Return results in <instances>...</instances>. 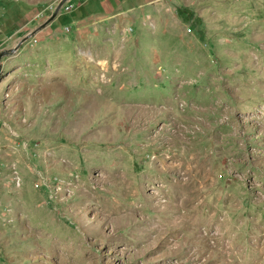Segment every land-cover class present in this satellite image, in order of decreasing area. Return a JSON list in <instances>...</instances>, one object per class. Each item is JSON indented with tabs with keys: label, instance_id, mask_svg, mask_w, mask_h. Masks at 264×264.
<instances>
[{
	"label": "rangeland",
	"instance_id": "obj_1",
	"mask_svg": "<svg viewBox=\"0 0 264 264\" xmlns=\"http://www.w3.org/2000/svg\"><path fill=\"white\" fill-rule=\"evenodd\" d=\"M59 2L0 0V53ZM57 17L0 61V264H264V0Z\"/></svg>",
	"mask_w": 264,
	"mask_h": 264
},
{
	"label": "water",
	"instance_id": "obj_2",
	"mask_svg": "<svg viewBox=\"0 0 264 264\" xmlns=\"http://www.w3.org/2000/svg\"><path fill=\"white\" fill-rule=\"evenodd\" d=\"M67 1H68V0H60V2L58 3V5H57L55 11H54L53 14L50 16V18H49V19H48V20H47L42 26H40L38 29H35L32 33L23 36V37L19 40V42H18V44L15 46V48H13L12 50L7 51V52L0 53V61H1L2 58L6 57V56L13 55V54L18 50V48L20 47V45H21L23 42L27 41L30 37H32V36H33V35H34L39 29H41V28H43L44 26H46V25H48L49 23H51V22L56 18V15L58 14L60 8H61L64 4H66ZM0 66H1V62H0ZM0 71H1V69H0Z\"/></svg>",
	"mask_w": 264,
	"mask_h": 264
},
{
	"label": "crops",
	"instance_id": "obj_3",
	"mask_svg": "<svg viewBox=\"0 0 264 264\" xmlns=\"http://www.w3.org/2000/svg\"><path fill=\"white\" fill-rule=\"evenodd\" d=\"M26 9V10H25ZM116 9H117V7H116ZM122 9V8H121ZM23 10H25L20 16H19V18H18V20H16V22H15V27H16V29H14V33H17L18 31H20L21 29H24V26H25V24H26V19H31V17H34V15H32L31 13H32V9H30V8H24ZM58 15V14H57ZM57 15H56V18L51 22V23H49L50 24V26H51V24H54L55 22H56V20L58 19V17H57ZM24 16H26V17H28V18H26L25 20H23V17ZM22 20V21H21ZM76 19H72V21H75ZM68 23H71V22H67V24ZM47 26V25H46ZM49 26V25H48ZM45 27V26H44ZM42 29V28H41ZM0 34H2L3 35V33H1L0 32Z\"/></svg>",
	"mask_w": 264,
	"mask_h": 264
},
{
	"label": "bare ground",
	"instance_id": "obj_4",
	"mask_svg": "<svg viewBox=\"0 0 264 264\" xmlns=\"http://www.w3.org/2000/svg\"><path fill=\"white\" fill-rule=\"evenodd\" d=\"M209 233V232H208Z\"/></svg>",
	"mask_w": 264,
	"mask_h": 264
}]
</instances>
